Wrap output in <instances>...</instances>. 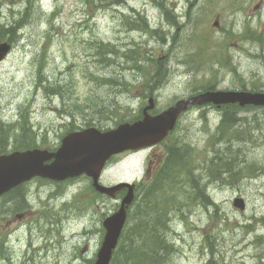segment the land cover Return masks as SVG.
<instances>
[{
	"label": "rangeland",
	"instance_id": "374dc122",
	"mask_svg": "<svg viewBox=\"0 0 264 264\" xmlns=\"http://www.w3.org/2000/svg\"><path fill=\"white\" fill-rule=\"evenodd\" d=\"M0 24L15 26L0 38L12 47L0 62V151L55 149L75 128H114L137 119L148 97L154 114L207 87L264 92V0H0ZM225 108L189 107L162 142L113 156L102 172L104 185L138 184L129 228L151 185L149 161L159 166L187 143L198 168L230 148L237 180L195 170L211 202L181 181L168 186L176 200L161 216L163 264H264V108L238 109L220 133ZM20 187L0 199V264H92L101 222L123 193L98 195L85 176ZM162 199L143 208L147 221L162 214Z\"/></svg>",
	"mask_w": 264,
	"mask_h": 264
},
{
	"label": "water",
	"instance_id": "95a60500",
	"mask_svg": "<svg viewBox=\"0 0 264 264\" xmlns=\"http://www.w3.org/2000/svg\"><path fill=\"white\" fill-rule=\"evenodd\" d=\"M9 49L8 43H0V60ZM147 102L140 119L132 123L119 124L105 131L87 127L68 132L62 138L60 146L53 152L34 148L0 154V196L33 177L62 181L85 174L90 177L95 191L110 197H114L120 189L126 188L119 208L102 222L105 233L93 263L109 264L126 219L127 208L134 197V185L127 182H118L110 186L101 184L99 177L106 161L122 151L135 150L161 141L173 129L179 114L189 105L212 103L217 106L223 104H238L240 107L264 106V92L207 90L180 99L154 115L148 113L154 106L153 99L149 97ZM232 204L239 209L244 207V202L239 197L234 198Z\"/></svg>",
	"mask_w": 264,
	"mask_h": 264
},
{
	"label": "trees",
	"instance_id": "16d2710c",
	"mask_svg": "<svg viewBox=\"0 0 264 264\" xmlns=\"http://www.w3.org/2000/svg\"><path fill=\"white\" fill-rule=\"evenodd\" d=\"M28 11L29 9L27 12ZM26 13L23 14L25 15ZM134 22H136V20H134ZM17 23L18 22H15V24ZM14 28L15 26L12 25L5 28L0 24V38L7 37L5 36L6 32H10L11 30H14ZM111 48L114 47L108 45L105 47V51H108ZM204 89L211 88L207 87L203 88V90ZM245 108H253V106L250 105L246 106ZM237 110L238 107L236 105H228L227 108L223 110L219 127L217 129L220 133H222L220 129L222 126L224 128L227 127L228 124L233 125L235 123L236 115H234V112ZM230 134L233 135L232 130ZM3 140V136L0 135V142L4 145L5 142L3 143ZM33 145L35 144L27 143L20 147L15 146L12 149H26L32 147ZM224 149L225 150L221 151V154L210 157L208 159V163L205 166L200 165L198 168H194L190 165V163L192 164V161L189 159L192 148H190L187 143H176L167 149L166 156L162 160L161 164L157 167V170L151 179V185L147 187V189L144 188L141 191V197L138 200L140 208L136 211L139 219L133 224V226L129 228L126 227L124 230L120 239L119 248L118 250L114 251L111 263H114L115 261L117 264H161L163 261L165 262V252L168 250L169 246L162 242L166 240L163 239L161 230L166 228V225L165 222L162 221L161 216L166 220L165 204L168 200H176V196L174 195H165V193H167L170 189L175 188L168 186L170 184L176 185L181 181L184 184L189 185L190 190H192L195 194L194 197L199 196L201 200L208 202L209 198L205 194L204 184H201L200 181V173L196 174L195 170L200 168L202 171H204L206 178L210 180L231 182V180H237L239 178L234 177L240 173L241 168H237L234 164V157L228 153L230 148L225 147ZM0 153H4V151L2 150ZM224 173H228V175H223ZM20 188L21 187H16L10 193H15L16 195L18 194ZM176 191H178L177 187ZM158 196H162L163 199L162 204L159 205V211L156 212H162V214L158 215V219L150 220L149 222L145 219L144 214L146 213V210L143 208L146 206L148 201L152 199V197L158 198ZM23 202L24 200L21 196L16 198V205L18 207L22 206ZM158 231H160L161 234Z\"/></svg>",
	"mask_w": 264,
	"mask_h": 264
},
{
	"label": "flooded vegetation",
	"instance_id": "af4514ba",
	"mask_svg": "<svg viewBox=\"0 0 264 264\" xmlns=\"http://www.w3.org/2000/svg\"><path fill=\"white\" fill-rule=\"evenodd\" d=\"M149 164H150V166H149L148 169H147V172H148V173L152 172V165H151L152 163H151V161H150Z\"/></svg>",
	"mask_w": 264,
	"mask_h": 264
},
{
	"label": "bare ground",
	"instance_id": "6f19581e",
	"mask_svg": "<svg viewBox=\"0 0 264 264\" xmlns=\"http://www.w3.org/2000/svg\"><path fill=\"white\" fill-rule=\"evenodd\" d=\"M223 175H228V173H224ZM240 183V182H239ZM205 194L207 195V193H206V191H205ZM208 196V195H207ZM208 198H209V196H208ZM209 201L211 202V200L209 199ZM132 231H134V230H132ZM166 236V235H165ZM149 238H151V237H149ZM137 240V239H136ZM144 241V240H143ZM149 243V242H148ZM147 246V245H146ZM147 249V248H146ZM6 255V254H5Z\"/></svg>",
	"mask_w": 264,
	"mask_h": 264
}]
</instances>
